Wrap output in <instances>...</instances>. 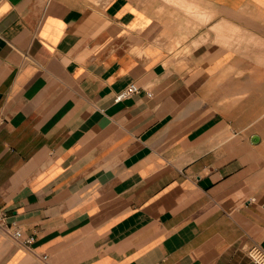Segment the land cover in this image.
<instances>
[{
	"label": "crops",
	"instance_id": "obj_1",
	"mask_svg": "<svg viewBox=\"0 0 264 264\" xmlns=\"http://www.w3.org/2000/svg\"><path fill=\"white\" fill-rule=\"evenodd\" d=\"M252 245L264 0H0V264H256Z\"/></svg>",
	"mask_w": 264,
	"mask_h": 264
},
{
	"label": "built area",
	"instance_id": "obj_2",
	"mask_svg": "<svg viewBox=\"0 0 264 264\" xmlns=\"http://www.w3.org/2000/svg\"><path fill=\"white\" fill-rule=\"evenodd\" d=\"M139 89V86H137L135 83H131L121 91L117 92L114 97V101L120 102L123 99L133 95L134 93L139 92ZM13 236L16 240H18L25 246H30L34 241V237L32 235L24 236L20 229H16L13 232ZM247 253L256 264H264V250L260 246H250L249 248H247ZM44 257H46V255H44Z\"/></svg>",
	"mask_w": 264,
	"mask_h": 264
},
{
	"label": "water",
	"instance_id": "obj_3",
	"mask_svg": "<svg viewBox=\"0 0 264 264\" xmlns=\"http://www.w3.org/2000/svg\"><path fill=\"white\" fill-rule=\"evenodd\" d=\"M258 139H259V137H258L257 135H253V136H252V140H253V141H258Z\"/></svg>",
	"mask_w": 264,
	"mask_h": 264
}]
</instances>
